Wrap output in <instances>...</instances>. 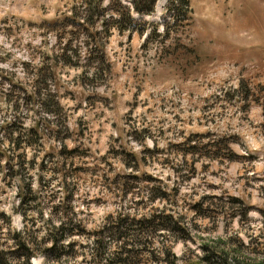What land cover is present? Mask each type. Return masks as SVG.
Here are the masks:
<instances>
[{
    "label": "rangeland",
    "instance_id": "1",
    "mask_svg": "<svg viewBox=\"0 0 264 264\" xmlns=\"http://www.w3.org/2000/svg\"><path fill=\"white\" fill-rule=\"evenodd\" d=\"M135 6L0 0L3 264L264 256V0Z\"/></svg>",
    "mask_w": 264,
    "mask_h": 264
},
{
    "label": "trees",
    "instance_id": "2",
    "mask_svg": "<svg viewBox=\"0 0 264 264\" xmlns=\"http://www.w3.org/2000/svg\"><path fill=\"white\" fill-rule=\"evenodd\" d=\"M138 0H133V4H134V6H135V9H137L138 11H143V12H149V11H151V8H152V4H153V2H154V0H147V2H146V4H145V6L143 7V6H141L140 4H138V2H137ZM142 1V0H141ZM137 222H141L140 220L139 221H137ZM116 223V225H114L113 227H111V228H113L114 229V231L117 233V232H119V231H121V230H123L124 228H122L121 227V219H120V223L119 222H115ZM59 224H61V223H59ZM125 235H117V237L115 238V239H124V238H126V237H124ZM14 237L15 238H19L20 239V241L19 242H17V250L18 249H24V250H26L27 251V249L29 248V246H24V240L22 239V236L20 235V232H17L16 234H14ZM19 247V248H18ZM15 250H16V248H15ZM28 255V256H27ZM30 256H31V254L30 253H28V254H26L25 255V262H27V260H28V258H30ZM225 260V259H224ZM0 264H3L2 262H1V257H0ZM27 264H29V263H27ZM253 264H264V256H262L261 258H260V260L259 261H257L256 263H253Z\"/></svg>",
    "mask_w": 264,
    "mask_h": 264
},
{
    "label": "bare ground",
    "instance_id": "3",
    "mask_svg": "<svg viewBox=\"0 0 264 264\" xmlns=\"http://www.w3.org/2000/svg\"><path fill=\"white\" fill-rule=\"evenodd\" d=\"M161 5H162L161 3L157 4V8L156 9L159 10V8L161 7Z\"/></svg>",
    "mask_w": 264,
    "mask_h": 264
}]
</instances>
